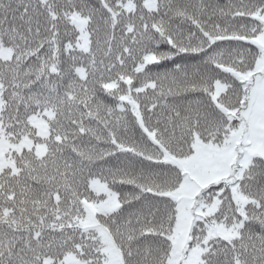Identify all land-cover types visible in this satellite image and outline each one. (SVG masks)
I'll list each match as a JSON object with an SVG mask.
<instances>
[{
	"label": "snow or ice",
	"instance_id": "1",
	"mask_svg": "<svg viewBox=\"0 0 264 264\" xmlns=\"http://www.w3.org/2000/svg\"><path fill=\"white\" fill-rule=\"evenodd\" d=\"M0 264H264V0H0Z\"/></svg>",
	"mask_w": 264,
	"mask_h": 264
}]
</instances>
